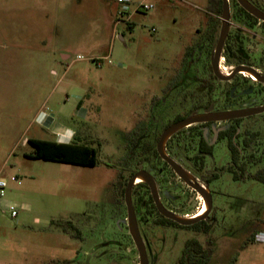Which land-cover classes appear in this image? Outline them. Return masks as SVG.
Segmentation results:
<instances>
[{
    "label": "rangeland",
    "instance_id": "obj_1",
    "mask_svg": "<svg viewBox=\"0 0 264 264\" xmlns=\"http://www.w3.org/2000/svg\"><path fill=\"white\" fill-rule=\"evenodd\" d=\"M248 1L264 12V0ZM162 3L114 26L112 7L103 12L93 0H0V179L7 183L5 198L21 206L13 219L0 212V264H138L125 221L123 189L139 167L164 170L157 178L158 192L173 212L198 213L201 197L159 158L150 154L145 163L142 154L127 155L138 136L149 133L142 126L153 100H163L169 91L182 94L183 99H174L183 103L181 110L196 103L189 93L200 86L196 78L204 75L197 57L203 50L209 59L219 33L220 14L210 10L209 0ZM229 3L237 10L234 0ZM215 15L218 21L207 43L208 20L214 22ZM240 25L239 18L231 19L233 28ZM255 30L264 37L262 24L240 31L244 45L253 46L252 64L258 65V56L264 58V39L250 42ZM66 47L72 51L62 60ZM231 65L222 64L226 70ZM256 103L264 104L263 95ZM138 124L142 126L136 129ZM63 128L73 132L70 142L96 148V165L31 156L34 147L28 139H54L51 131ZM241 129L255 134L245 154L253 155L248 166L253 172L264 165V112L244 119ZM186 139L184 148L180 145L170 155L201 181L218 175L208 178L211 211L198 229L155 227V213L139 224L143 242H149L148 261L178 264L185 240L194 238L210 248L212 264H226L249 234L264 231V185L235 181L222 170L230 162L223 141L200 165L193 159L197 139ZM13 176L20 184L11 181ZM136 184L133 205L138 195L147 200V191ZM52 220L70 221L79 236L64 232ZM234 264H264V243L254 241L239 250Z\"/></svg>",
    "mask_w": 264,
    "mask_h": 264
},
{
    "label": "flooded vegetation",
    "instance_id": "obj_2",
    "mask_svg": "<svg viewBox=\"0 0 264 264\" xmlns=\"http://www.w3.org/2000/svg\"><path fill=\"white\" fill-rule=\"evenodd\" d=\"M234 2L237 3L236 0H234ZM247 14H249L247 11H245L244 9L241 10L238 6H237V10H234V9H232V7H230V24H231V19H238L239 18L241 25L238 26L237 28H235V27L233 28L232 26H230L228 35L225 39L224 46L222 48L221 56H220L219 61H218V69H219V73L221 74V76H224V77L230 76V78L229 79H221L218 76H216L212 71V68H211L212 56L211 55L214 51V46H215L216 40L218 38V36H216L217 38L215 39L214 46L209 51L210 52V54L208 56L209 59L207 60L203 57V55H202L203 50L201 51V53L197 57V58H200V60L202 59V61H203L202 62V69H203L204 75H203V77L196 78V79H198V83L200 86L197 87L196 90H194L193 92L189 93L191 98L192 97L197 98L196 103H191L189 108H187L186 110H183V109L181 110L183 103H181L180 101H178V103L177 102L175 103L174 99L178 95H180V97H181L182 94L181 93L178 94V92L176 94H174V93L169 92V91L165 92V94H164V98H163L164 102H160L163 100H159V99L153 100L154 101L153 104L147 110L148 118H147L146 125L142 126L141 124H138L136 127V129H139L141 126L144 127V129L146 127L149 130V133L146 137L144 135L138 136V138H137V139H139L138 142L134 143L130 147L129 151L127 152L128 157H133L135 155L142 154V157H141V158H143L142 161L143 162L145 161V163H146V162H149V161H147L148 159H146L147 158L146 156H149L150 154L154 155V153H156V155L162 161L164 166L174 176H176L178 178V176L174 173L172 168L164 160L161 159V157L159 156L157 149H156L157 143L159 141V138H160L162 132L168 126H170L173 123L178 122V121H180V120H182V119H184V118H186L192 114H203V113L214 114V113H220V112H226V111H232V110H242V109H246V108H250V107H257V106L264 105V104H257L256 103L257 97L263 95V98H264V89L261 88L264 86V82L257 80L255 77L253 79L251 77V80H250L249 79L250 74L247 72H245L247 74H244L243 73L244 71H239V72L233 73L234 69L237 66L244 65V66L252 67L259 76L264 78V58H263V56L262 55H260V57L258 56V58H257L258 65L252 64V62L250 60L251 59L250 58L251 57V55H250L251 50H249V47H253V46L249 45V47H248V46L244 45V40L241 37L242 32L240 31L241 29H244V28H246L247 30H252L257 25H260V24L264 25V22L261 20H258L257 18H255L251 14H249V15H251L252 17H249ZM220 15H221V13H220ZM208 25H209V27L207 29L208 36H207V34H205V37H204V39L208 38L207 43L212 39L211 35H212V33H214V29H215L214 27L216 24H214L213 20H208ZM231 28H233L234 30H232ZM219 30H220V27H219ZM209 34H210V37H209ZM262 39H264V37H262V35H258L256 30L253 31L251 33V35L249 36L250 42H256L257 40L261 41ZM226 54H227V56H226ZM200 60L197 59V61H200ZM225 61L226 62H232V65L229 66V70H226V67L222 66V64ZM252 85L253 86L258 85L260 87H257L254 89L252 87ZM172 94H173V96H172ZM251 94L254 95V97L252 98V100L250 102ZM168 98H171V99L173 98V100L168 105H166L165 101ZM181 99H183V97H181ZM254 115H256V114H254ZM250 116H252V115H250ZM248 117L249 116L227 119V120H209V121L191 124L185 128H182V129L176 131L166 140L165 145H164L165 152L176 163H178L181 167H183L185 170H187L176 159L175 155H173L174 153L172 155H170L171 154L170 152L172 150H176L178 152V150H180V145L182 148H184V145L182 146V142L184 143V139L187 138L186 140H190V141L197 139V142L195 144L196 151H195V155L193 156V159H194V161L199 162L200 165H202L203 160L205 158H210L213 155L214 147L219 142L223 141L227 147L228 152H229L230 162L226 166H224L222 168V170L225 169L227 171L226 167H228V165L231 163L230 151H229L228 146H227V144L230 140L229 134L231 132H234V138L232 139L233 142L238 145L237 147H239V144H240L242 157L245 156L246 152L249 150L248 147H245V145H244V139L248 138L249 132H248V130L241 129L242 121ZM155 128H157V129H155ZM157 130H159V132H156ZM147 137H148V139H147ZM149 137H151L152 142L151 141L148 142V140H150ZM142 139H145V140H142ZM176 139L178 140L177 142H176ZM154 169L155 168L152 166H148L146 168L139 167L130 175L129 179L137 171L145 170L153 176V178L157 184V178L163 174L164 170L160 167H158L156 170H154ZM154 171L157 172L156 175L153 174ZM187 171L191 175H193L197 180L201 181V179H199V177L195 176L189 170H187ZM212 175L213 176H210L208 178H214L215 174L213 173ZM208 178L204 179V181H201V182L202 183L203 182L208 183V181L210 180ZM179 180L183 184H185L181 179H179ZM134 185H133V187H134ZM125 186H126V184H125ZM135 187H138L140 189L144 188L147 191V200H144L141 195H138V196H136V202L133 205L140 234H143V232L141 231L139 224L142 225V224H145L147 221H149V218H151L153 213L156 214V216H154L152 218V222L156 225L155 227L163 228L164 225L169 224L166 221H163L167 218L162 216L157 211L153 200H152V202L154 205V209L152 208V205L148 202V197H149V195L151 197V194H150V189L147 186V184L144 182H140V183L136 184ZM123 193H124V190H123ZM131 194H132V191H131ZM158 194H159V192H158ZM159 198H160L162 205L167 210L173 212L172 209H170L169 207H167L164 204V202L162 201L160 196H159ZM151 199H152V197H151ZM173 199L174 198H170V200H173ZM202 202H203V199H202ZM147 203H148L149 208H148V206H146ZM142 207H145V208H144V211L141 213ZM173 213H175V212H173ZM201 221H205V220H201ZM127 228H128V226H127ZM128 234H129V231H128ZM144 244H145L146 252L148 253L149 242L145 241ZM183 249H184V244H183L182 251H183ZM182 251H181L180 257L182 256ZM138 259H139V256H138ZM138 264H139V262H138ZM178 264H181L179 262V259H178ZM183 264H186V263H183Z\"/></svg>",
    "mask_w": 264,
    "mask_h": 264
},
{
    "label": "water",
    "instance_id": "obj_3",
    "mask_svg": "<svg viewBox=\"0 0 264 264\" xmlns=\"http://www.w3.org/2000/svg\"><path fill=\"white\" fill-rule=\"evenodd\" d=\"M240 7H242L249 14L264 22V12L255 7L248 0H236ZM230 3L229 0H222L221 15H220V30L218 38L216 40L214 51L212 53L211 68L213 73L221 79H229L230 76H221L218 69V61L221 56L222 48L224 46L225 39L228 35L230 29ZM244 71L255 77L257 80L264 82V78L259 76L256 71L249 66L240 65L234 69L233 73ZM264 112V105L257 107H250L242 110H232L214 114H192L178 122L173 123L168 126L161 134L159 141L157 143V152L162 160H164L174 171V173L181 179L188 187L194 190L202 199L205 204V210L198 216H179L169 210H167L161 203L157 184L153 176L145 171L139 170L134 173L131 178L127 181L124 188V204L126 206V223L128 226L129 235L135 244L138 251L139 264H149L148 255L146 252L145 244L139 232L138 223L136 219L135 210L132 203L131 191L133 185L136 183V179L140 178L142 182L146 183L150 189V194L152 200L155 204L157 211L165 218L172 220L173 222L181 226H190L201 220H205L209 215L212 207V196L209 190L207 182H201L197 180L193 175H191L187 170L176 163L172 158H170L164 149L166 140L176 131L185 128L191 124L209 121V120H227L239 117H246L254 114H259Z\"/></svg>",
    "mask_w": 264,
    "mask_h": 264
},
{
    "label": "trees",
    "instance_id": "obj_4",
    "mask_svg": "<svg viewBox=\"0 0 264 264\" xmlns=\"http://www.w3.org/2000/svg\"><path fill=\"white\" fill-rule=\"evenodd\" d=\"M241 10H243L238 3H235ZM208 7L215 14L221 13L222 0H209ZM249 17L251 15L247 14ZM212 40V39H211ZM210 54V52H209ZM227 56V54H226ZM254 133H249L248 138L244 139L245 147L250 148L254 143ZM234 132L229 134V142L227 144L228 149L230 151L231 163L226 167L227 171L231 173L233 180L235 181H245V180H254L260 182L264 185V165L260 168H257L255 171H248V166L252 161L253 155L249 154L248 156L241 155L240 144L238 145L233 142ZM28 143H30L34 147V151L31 153V156L34 158L46 160V161H59L72 163L77 165H87L94 166L97 163V150L95 147L90 146L86 143H80L76 141H72L70 143H57L55 141L46 140V139H28ZM146 151V150H145ZM156 158H159L156 153H154ZM263 160V158H262ZM214 178H217V175H214ZM124 190V189H123ZM148 202L152 205L154 209V205L152 199L149 195ZM165 219V218H164ZM169 224L176 225L181 227L177 223L165 219ZM264 221V216H263ZM52 224H56L58 227L62 228V230L66 233H69L71 236L78 237L80 234L79 231L72 225L70 221H51ZM204 224V221H199L190 226L192 229H198ZM183 227V226H182ZM208 227L205 226L203 228L204 232H208ZM254 242V233L249 234L239 245L238 250L234 253V255L229 259L226 264H234L237 259V255L239 250L244 249L248 244ZM211 250L210 248L204 247L197 239H187L184 243V249L182 251V256L179 258V262L181 264H212L211 263Z\"/></svg>",
    "mask_w": 264,
    "mask_h": 264
},
{
    "label": "built area",
    "instance_id": "obj_5",
    "mask_svg": "<svg viewBox=\"0 0 264 264\" xmlns=\"http://www.w3.org/2000/svg\"><path fill=\"white\" fill-rule=\"evenodd\" d=\"M118 5L116 14L117 23L129 22V20L138 13H146L154 8L152 0H114ZM154 31V28H152ZM79 57V56H78ZM11 181L20 184L16 176L11 177ZM7 183L0 179V212L7 214L10 218H16L21 206L5 198V189ZM254 241L264 243V231H258L254 234Z\"/></svg>",
    "mask_w": 264,
    "mask_h": 264
},
{
    "label": "crops",
    "instance_id": "obj_6",
    "mask_svg": "<svg viewBox=\"0 0 264 264\" xmlns=\"http://www.w3.org/2000/svg\"><path fill=\"white\" fill-rule=\"evenodd\" d=\"M154 3V6L156 5H162L163 3L162 1H168V0H152ZM93 5L96 7V9H100L104 12V10L106 9L107 6L112 7V11H113V25L115 26L117 23L116 21V14H117V10H118V5L116 4V2L114 0H93ZM215 19H214V24H216V22L218 21V16L215 15ZM120 38H122V35H120ZM71 47H66L63 51H61L60 53V57L62 60H67L70 57L71 54ZM58 62V61H57ZM53 73H55V71L53 70ZM51 135H53L55 138L54 139H46V140H51V141H55L57 143H70L72 136H73V132L70 131L69 129H55L51 131ZM30 139H40V138H30Z\"/></svg>",
    "mask_w": 264,
    "mask_h": 264
},
{
    "label": "bare ground",
    "instance_id": "obj_7",
    "mask_svg": "<svg viewBox=\"0 0 264 264\" xmlns=\"http://www.w3.org/2000/svg\"><path fill=\"white\" fill-rule=\"evenodd\" d=\"M243 73H245V72H243ZM251 76V75H250ZM252 78H254L253 76H251ZM141 182V179L140 178H137L136 179V183H140ZM205 204H204V202H201V207H200V209H199V211H198V213L196 214V215H194V216H198L199 214H201V213H203L204 212V210H205Z\"/></svg>",
    "mask_w": 264,
    "mask_h": 264
}]
</instances>
